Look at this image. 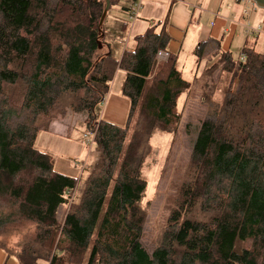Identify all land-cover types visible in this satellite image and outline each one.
<instances>
[{"label": "trees", "instance_id": "1", "mask_svg": "<svg viewBox=\"0 0 264 264\" xmlns=\"http://www.w3.org/2000/svg\"><path fill=\"white\" fill-rule=\"evenodd\" d=\"M104 3L0 0V231L22 220L34 224L17 250L4 242L0 248L18 264H264V53L247 45L244 58H234L213 42L219 58L212 67L229 73L236 87L207 111L215 118L201 121L190 179L170 215L173 229L149 252L141 243V169L153 129L180 120L178 100L191 82L176 53L168 51L155 71V54L167 51L170 39L164 28L149 27L117 63L109 47L102 52ZM211 42L197 43L194 55L201 59ZM117 67L127 72L125 126L98 122L95 113ZM68 109L87 113L88 128L97 124L99 158L76 202L77 179L55 171L51 155L35 145Z\"/></svg>", "mask_w": 264, "mask_h": 264}, {"label": "rangeland", "instance_id": "2", "mask_svg": "<svg viewBox=\"0 0 264 264\" xmlns=\"http://www.w3.org/2000/svg\"><path fill=\"white\" fill-rule=\"evenodd\" d=\"M139 2L137 18L129 20L124 8ZM175 3L171 0H114L109 5L101 24L103 34L99 41L101 51L106 52L109 47L112 59L117 63L124 50L134 49L136 37L143 34L147 28L155 26L159 30L164 27L170 36L166 49L178 55V69L183 77L191 82L190 87L178 100L180 120L166 127L158 124L153 129L151 148L141 169L146 182L140 203L145 212L141 243L149 252L159 246L164 235L173 229L170 225V215L177 205L180 186L190 179V154L201 121L207 117L215 118L214 114L206 115L207 111L222 104L228 87L231 90L236 87L229 73L219 69V66L212 67L214 61L219 58V54L214 55L215 45L212 42L203 48V57L198 59V56L194 55L196 46L194 28L171 26L166 21L169 19L171 22L170 6ZM248 4L246 8L248 13L252 8L264 11L249 0ZM255 48L264 53V39L263 44L259 41ZM230 52L234 58L239 57V48L233 47ZM165 61H157L156 72ZM126 75L124 69L116 68L109 92L95 110L98 122L102 120L118 126L126 125L130 109V101L122 92ZM150 84L151 80L147 82L146 87ZM141 103L142 100L131 117L123 150L134 129ZM86 120L87 113H75L68 109L63 117L58 115L51 122V124L63 122L69 125L68 129L63 133L58 131L56 136H47L46 132H40L36 141L38 149L51 155L55 171L77 179L76 191L72 194L73 202L80 197L90 171L99 158L96 143L93 141L89 146L83 137L89 130L94 131L97 124L93 122L88 128ZM88 138L92 139L93 134L90 133ZM82 164L86 165V169L82 170ZM68 209L69 205L59 207L57 213L59 222H62ZM33 231L34 224L30 221L22 220L10 224L0 231V242H4L8 248L17 250L16 244L33 236Z\"/></svg>", "mask_w": 264, "mask_h": 264}, {"label": "crops", "instance_id": "3", "mask_svg": "<svg viewBox=\"0 0 264 264\" xmlns=\"http://www.w3.org/2000/svg\"><path fill=\"white\" fill-rule=\"evenodd\" d=\"M171 1L172 3L176 2L174 5L171 4L170 6V16L172 15V20L171 22L169 19L166 21L171 26L175 25L182 28L187 26L193 27L195 30L196 45L199 42L210 40L212 43L217 42L223 51H230V49L235 47L237 49L239 48L240 52L244 46L249 45L254 46L255 48L259 41L263 44L264 11L260 12L257 9L252 8L248 13L246 9L249 5L248 0ZM125 14L128 16L127 13ZM247 26L259 27L260 33L258 35L246 34L245 31ZM153 27L156 29L155 26ZM159 30H161V28ZM159 30L156 29V31ZM68 127L69 125H66L63 122H54L51 124L50 130L47 131L46 134H48L47 136H56L58 131L59 133H63ZM38 135L39 133L37 134L36 141ZM0 264L18 263L15 257L7 255L6 252L0 248Z\"/></svg>", "mask_w": 264, "mask_h": 264}, {"label": "built area", "instance_id": "4", "mask_svg": "<svg viewBox=\"0 0 264 264\" xmlns=\"http://www.w3.org/2000/svg\"><path fill=\"white\" fill-rule=\"evenodd\" d=\"M139 6H140V2L138 4H133L132 6H130L129 8H127L125 11L129 17V19H136L137 18V15H138V10H139ZM246 34H249V35H258L260 33V28L259 27H252V26H247L246 27ZM169 57V53L168 51H165V50H158L155 54V58L157 61H160V60H167ZM240 57L241 58H244V56L242 54H240ZM96 129H97V126L96 128L93 130H89L87 133H85L83 135V137L85 138L86 140V144H88L89 146L92 144V142L94 141L95 142V134H96ZM90 133L93 134V138L90 139L88 138ZM86 169V165L85 164H82V170Z\"/></svg>", "mask_w": 264, "mask_h": 264}, {"label": "water", "instance_id": "5", "mask_svg": "<svg viewBox=\"0 0 264 264\" xmlns=\"http://www.w3.org/2000/svg\"><path fill=\"white\" fill-rule=\"evenodd\" d=\"M251 1H252L257 7L264 9V0H251ZM109 5H110L109 0H106L105 7H104V9H103L102 15H101L100 20H99V25L102 24L103 19H104L105 15H106L107 9L109 8Z\"/></svg>", "mask_w": 264, "mask_h": 264}]
</instances>
